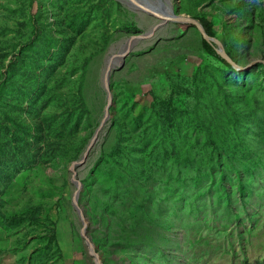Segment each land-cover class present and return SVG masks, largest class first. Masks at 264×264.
Instances as JSON below:
<instances>
[{"label": "rangeland", "instance_id": "374dc122", "mask_svg": "<svg viewBox=\"0 0 264 264\" xmlns=\"http://www.w3.org/2000/svg\"><path fill=\"white\" fill-rule=\"evenodd\" d=\"M166 2L247 71L128 0H0V264H264V0Z\"/></svg>", "mask_w": 264, "mask_h": 264}, {"label": "water", "instance_id": "95a60500", "mask_svg": "<svg viewBox=\"0 0 264 264\" xmlns=\"http://www.w3.org/2000/svg\"><path fill=\"white\" fill-rule=\"evenodd\" d=\"M128 1L131 4H133L135 7H137L138 9H141V10L145 11L146 13H148L149 15H152L153 17L161 20L162 21L161 24L175 23V24H186V25H190V26L195 27L198 30V32L200 33L202 40H204L206 43H208L209 45L214 47V51L217 54V56H219L222 60H224L226 63H228L233 69L238 70V71H247L248 67L247 68L239 67L235 62H233L230 59V57L227 55V53L225 51V48H224V45L222 44V42H220L216 38L209 37L207 35V33L205 32L204 28L202 27V25L196 19H193V18L187 17V16H180V15L172 14L170 9H169L170 8L169 2H166V5L160 4L154 8V7H152L146 3L140 4L139 1H141V0H128ZM159 26L155 27V29L159 28ZM131 41H132V39L123 48L122 52L120 53L121 54L120 59H123L124 55L126 54L128 45ZM107 82H108V72L106 73L105 85H107ZM106 118H107V115H106ZM94 140L95 139H93V142H94ZM93 142L91 143L90 146H92ZM90 253H91V255L95 256V254L92 250V246H90ZM94 258H95L96 264H99L98 259H97L98 257L95 256Z\"/></svg>", "mask_w": 264, "mask_h": 264}, {"label": "trees", "instance_id": "16d2710c", "mask_svg": "<svg viewBox=\"0 0 264 264\" xmlns=\"http://www.w3.org/2000/svg\"><path fill=\"white\" fill-rule=\"evenodd\" d=\"M197 21L202 25V27L204 28L205 32L207 33V35L211 38H216L215 37V32H214V29H213V25L210 21H208L207 19L205 18H197ZM223 44V43H222ZM232 44H234V41L230 39V45L228 47V50H225L227 55L230 57V59L237 63L236 62V59L235 57L233 56V49H232ZM202 45L204 47V49L206 50V52L208 54H212L213 56H215L219 61H221L222 63H224L228 68H231L232 67L226 63L224 60H222L219 56H217V54L215 53L214 51V47H212L211 45H209L208 43H206L204 40H202ZM217 126V125H216ZM210 134L209 133V137H210Z\"/></svg>", "mask_w": 264, "mask_h": 264}]
</instances>
